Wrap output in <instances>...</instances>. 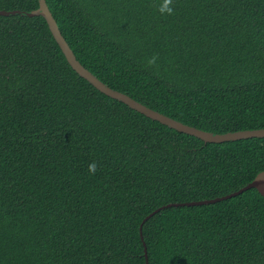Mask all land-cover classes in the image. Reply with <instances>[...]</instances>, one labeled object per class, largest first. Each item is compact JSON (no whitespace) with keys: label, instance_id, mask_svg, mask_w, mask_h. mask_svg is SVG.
I'll return each instance as SVG.
<instances>
[{"label":"trees","instance_id":"trees-1","mask_svg":"<svg viewBox=\"0 0 264 264\" xmlns=\"http://www.w3.org/2000/svg\"><path fill=\"white\" fill-rule=\"evenodd\" d=\"M46 2L113 89L206 131L264 128V0ZM38 7L0 0V264H264V196L212 201L264 170V137L206 142L106 95Z\"/></svg>","mask_w":264,"mask_h":264},{"label":"water","instance_id":"water-1","mask_svg":"<svg viewBox=\"0 0 264 264\" xmlns=\"http://www.w3.org/2000/svg\"><path fill=\"white\" fill-rule=\"evenodd\" d=\"M0 14L7 15L8 11L0 10ZM29 15L31 16L41 15L46 19L54 38L60 45L68 62L70 63V65L73 67L74 70H76L82 77L90 81L101 92L105 93L106 95L114 99H117L127 104L132 109H135L154 120H158L163 124H166L174 129H177L178 131L197 136L206 142L219 143V142L234 141V140L246 139V138H252V137H264V128L230 131V132H225V133H214L211 131H206V130L197 128L195 126L185 124L179 120H176L175 118H172L168 115H165L157 110H154L142 104L141 102L137 101L136 99L132 98L126 93L113 89L112 87L105 84L102 80H100L96 75H94L89 69H87L77 59L75 53L69 46L65 37L62 35V32L60 31V28L57 24V21L55 20L52 12L50 11L46 0H39V7L35 10L30 11ZM250 188H256L264 196V170L258 173L257 176L250 183H248L246 186L242 187L238 191L228 194L224 197L213 199L212 201L215 202L217 200L232 197ZM201 203H204V201L183 202V203H176V205H195V204H201ZM162 208H164V206L161 208H158L156 211H159ZM156 211L149 214L145 218V220L150 218ZM146 255H147V249H146Z\"/></svg>","mask_w":264,"mask_h":264},{"label":"clouds","instance_id":"clouds-1","mask_svg":"<svg viewBox=\"0 0 264 264\" xmlns=\"http://www.w3.org/2000/svg\"><path fill=\"white\" fill-rule=\"evenodd\" d=\"M171 4H172V0H165L164 6L159 9L160 12L171 15L173 13V11H174V9L172 7H170ZM158 59H159V57L154 54L152 57L147 59V66H149V67L155 66L157 64V60ZM88 171L92 175H94L96 173L97 164H96L95 161H92L89 164Z\"/></svg>","mask_w":264,"mask_h":264}]
</instances>
